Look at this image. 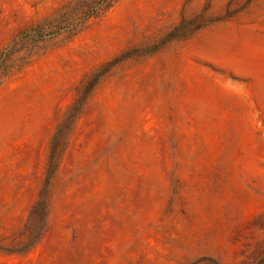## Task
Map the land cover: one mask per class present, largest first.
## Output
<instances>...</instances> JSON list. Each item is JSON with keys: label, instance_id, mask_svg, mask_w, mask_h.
<instances>
[{"label": "rangeland", "instance_id": "rangeland-1", "mask_svg": "<svg viewBox=\"0 0 264 264\" xmlns=\"http://www.w3.org/2000/svg\"><path fill=\"white\" fill-rule=\"evenodd\" d=\"M0 264H264V0H0Z\"/></svg>", "mask_w": 264, "mask_h": 264}]
</instances>
